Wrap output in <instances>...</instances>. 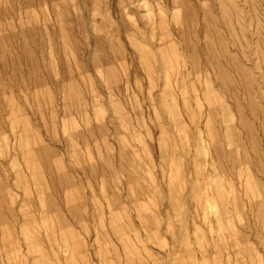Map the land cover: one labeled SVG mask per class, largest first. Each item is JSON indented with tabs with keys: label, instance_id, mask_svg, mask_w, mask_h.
<instances>
[{
	"label": "rangeland",
	"instance_id": "1",
	"mask_svg": "<svg viewBox=\"0 0 264 264\" xmlns=\"http://www.w3.org/2000/svg\"><path fill=\"white\" fill-rule=\"evenodd\" d=\"M0 264H264V0H0Z\"/></svg>",
	"mask_w": 264,
	"mask_h": 264
},
{
	"label": "bare ground",
	"instance_id": "2",
	"mask_svg": "<svg viewBox=\"0 0 264 264\" xmlns=\"http://www.w3.org/2000/svg\"><path fill=\"white\" fill-rule=\"evenodd\" d=\"M218 1V0H217ZM167 8V7H166ZM168 10V9H167ZM170 14V13H169ZM213 50V49H212ZM210 51H211V48H210ZM224 57H226V56H224ZM227 58V57H226ZM241 66V65H240ZM219 68V67H218ZM243 69V68H242ZM237 72H238V70H237ZM243 76H241V78H242ZM245 77V76H244ZM240 78V79H241ZM242 81V80H241ZM188 86V85H187ZM45 174V173H44ZM47 178V177H46ZM49 183V182H48ZM57 188V187H56ZM64 202V201H63Z\"/></svg>",
	"mask_w": 264,
	"mask_h": 264
}]
</instances>
